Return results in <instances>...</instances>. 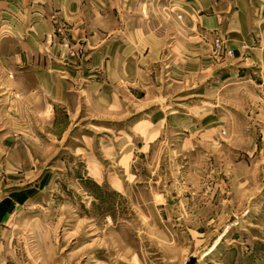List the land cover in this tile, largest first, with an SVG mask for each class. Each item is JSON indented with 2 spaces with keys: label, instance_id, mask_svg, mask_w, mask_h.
<instances>
[{
  "label": "rangeland",
  "instance_id": "1",
  "mask_svg": "<svg viewBox=\"0 0 264 264\" xmlns=\"http://www.w3.org/2000/svg\"><path fill=\"white\" fill-rule=\"evenodd\" d=\"M177 92L118 118L60 119L66 131L33 172L4 150L0 264H264V162L244 149L257 102L220 101V132L195 134L161 127L170 109L197 128L209 114L203 91ZM0 121V136L18 140V120Z\"/></svg>",
  "mask_w": 264,
  "mask_h": 264
},
{
  "label": "crops",
  "instance_id": "2",
  "mask_svg": "<svg viewBox=\"0 0 264 264\" xmlns=\"http://www.w3.org/2000/svg\"><path fill=\"white\" fill-rule=\"evenodd\" d=\"M0 74V116L17 119L20 135L0 136V156L16 151L30 172L52 156L60 119L90 109L118 118L185 97L172 89L208 95L200 128L183 111L162 115L161 127L195 134L220 132V101H256L244 117L257 136L244 149L264 162V0H0Z\"/></svg>",
  "mask_w": 264,
  "mask_h": 264
},
{
  "label": "built area",
  "instance_id": "3",
  "mask_svg": "<svg viewBox=\"0 0 264 264\" xmlns=\"http://www.w3.org/2000/svg\"><path fill=\"white\" fill-rule=\"evenodd\" d=\"M214 46H215L216 49H221L222 44H221L220 41L216 40V41L214 42ZM227 53H228V54H231L229 51H228Z\"/></svg>",
  "mask_w": 264,
  "mask_h": 264
},
{
  "label": "water",
  "instance_id": "4",
  "mask_svg": "<svg viewBox=\"0 0 264 264\" xmlns=\"http://www.w3.org/2000/svg\"><path fill=\"white\" fill-rule=\"evenodd\" d=\"M198 260H196L195 258H189L185 264H197Z\"/></svg>",
  "mask_w": 264,
  "mask_h": 264
}]
</instances>
